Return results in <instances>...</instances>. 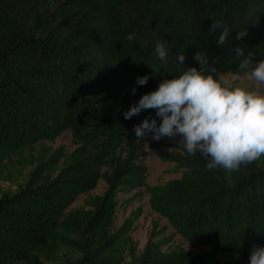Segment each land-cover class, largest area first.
I'll use <instances>...</instances> for the list:
<instances>
[{"label":"trees","instance_id":"trees-1","mask_svg":"<svg viewBox=\"0 0 264 264\" xmlns=\"http://www.w3.org/2000/svg\"><path fill=\"white\" fill-rule=\"evenodd\" d=\"M46 1L0 0V153L67 130L78 147L55 176L58 152L40 160L16 193L0 198V264H47L37 251L60 245L80 254L69 264H120L130 223L112 230L117 192L145 185V169L135 163L141 144L135 138L128 160L110 175L101 170L135 125L148 117L161 122L154 109L130 120L124 113L155 91L158 79L199 69L197 53L210 63L218 58L213 66L221 74H238L237 46L252 54L253 66L264 60V0ZM224 29L229 38L218 46ZM241 31L248 36L235 41ZM157 42L166 43V61L155 54ZM178 54L186 57L182 66ZM143 76L150 79L138 86ZM160 157L183 173L148 186L152 209L189 243L212 249L166 251L169 240L152 236L138 256L130 250L133 264H250L253 248L264 246V157L234 172L208 170L207 159L182 145ZM102 178L103 195L67 212ZM218 250L232 257L222 261Z\"/></svg>","mask_w":264,"mask_h":264},{"label":"clouds","instance_id":"clouds-1","mask_svg":"<svg viewBox=\"0 0 264 264\" xmlns=\"http://www.w3.org/2000/svg\"><path fill=\"white\" fill-rule=\"evenodd\" d=\"M214 30V28H213ZM230 32L224 29L218 37V46L224 45ZM248 31L238 32L234 39L241 41ZM128 39L134 40L135 34ZM236 57H243L237 75L221 74L204 53L194 59L200 68L190 67L177 77L164 79L155 91L143 95L138 103L124 113L132 119L142 111L154 109L157 120L145 118L134 126L138 139L152 134V139L181 137L180 144L190 155L199 153L209 162L207 169L223 168L227 172L239 171L241 165L264 157V93L250 90L249 84L264 85V60L256 62L251 53L239 46L232 49ZM155 54L161 61L168 59L165 42H157ZM177 62L184 65L185 55L178 54ZM150 77H138V86L147 85ZM136 88L132 94H136ZM250 264H264V246L254 247Z\"/></svg>","mask_w":264,"mask_h":264},{"label":"rangeland","instance_id":"rangeland-1","mask_svg":"<svg viewBox=\"0 0 264 264\" xmlns=\"http://www.w3.org/2000/svg\"><path fill=\"white\" fill-rule=\"evenodd\" d=\"M61 0H47L48 5H57ZM234 76L237 74L226 73ZM163 79L156 81V89ZM250 90L264 93V85L249 84L244 81ZM135 135V133H134ZM132 132H128L123 142L116 149L114 155L102 167L103 176L110 175L118 166L124 164L129 157L130 143L137 140L141 144L143 155L135 162L145 169V185L130 190L117 192V210L112 230L116 231L125 223H130L127 236L129 242L123 248L120 264H133L130 256L132 249L138 256L144 249L148 240L167 239L169 243L163 247L166 251L184 248L193 255L212 249L211 245L191 244L171 226L168 220L155 212L150 204L148 186L163 185L171 179L181 177L183 169L175 162L165 161L160 157L162 150L180 151L179 138L163 137L160 140L152 139V134L138 139ZM78 147L72 132L65 131L54 140H42L38 143L21 148L17 151L5 150L0 153V198L4 194L13 195L22 188L28 180L29 174L35 169L40 160H48L52 154L58 152L62 157L55 166L52 175L55 176L66 164L71 153ZM108 184L102 178L95 189L78 196L75 202L69 206L68 211L78 208H88V201L96 195H103ZM41 259L47 264H69L76 260L80 254L69 247L60 245L57 249L42 248L37 251ZM217 257L226 261L232 257L227 251L218 250ZM26 264V263H17Z\"/></svg>","mask_w":264,"mask_h":264}]
</instances>
